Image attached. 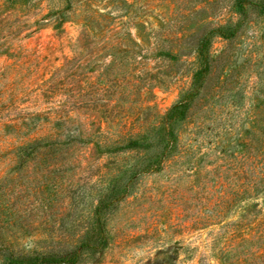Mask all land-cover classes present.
I'll return each mask as SVG.
<instances>
[{
	"label": "rangeland",
	"instance_id": "obj_1",
	"mask_svg": "<svg viewBox=\"0 0 264 264\" xmlns=\"http://www.w3.org/2000/svg\"><path fill=\"white\" fill-rule=\"evenodd\" d=\"M201 1L0 0V264L64 249L81 250L67 264H264V19L229 44L233 79L179 122L170 160L144 169L125 140L188 87L191 58L155 49L171 25L196 40L205 13H177Z\"/></svg>",
	"mask_w": 264,
	"mask_h": 264
},
{
	"label": "trees",
	"instance_id": "obj_2",
	"mask_svg": "<svg viewBox=\"0 0 264 264\" xmlns=\"http://www.w3.org/2000/svg\"><path fill=\"white\" fill-rule=\"evenodd\" d=\"M202 4L192 8H182L178 16L184 21L191 19L192 15H197L203 11L204 27L196 40L188 39L193 34L187 28L175 31L171 25L167 30L170 33L167 40L168 45L157 42L155 51L161 56L171 61H178L183 55L191 58L190 76L191 80L187 88L182 90L178 100L163 114L157 113L156 118L143 126L139 133H124L128 141L127 148L137 151V155L145 154L144 169L153 170L155 166L170 160L178 152L180 133L179 122L186 119L190 113L196 112L198 108L210 102L218 103L229 85L233 75L224 74V57L227 49L238 35L252 27L257 19H264V0H203ZM199 6V7H198ZM227 11L223 19H218V12ZM217 18V19H216ZM215 20L219 22H214ZM264 21V20H263ZM160 34V33H159ZM158 34V36H160ZM162 38V36H160ZM216 37L227 40L228 44L222 52L215 54L212 50L213 40ZM159 40V37H158ZM170 46V47H169ZM187 62V61H186ZM259 81L254 88V94L261 95L264 92V71L258 70L256 73ZM262 105H255L252 116H258L264 108ZM230 103L228 107H230ZM259 110V112H257ZM256 116V117H257ZM264 126H260V129ZM247 148L250 139L242 140ZM251 143V142H250ZM264 144V143H263ZM244 149H242L243 151ZM244 155L253 158L251 151L245 150ZM132 169L138 171V164L135 162ZM95 244V243H94ZM83 247V245H82ZM78 249H64V251H48L32 254L12 253L5 264H67L75 261L80 255Z\"/></svg>",
	"mask_w": 264,
	"mask_h": 264
}]
</instances>
